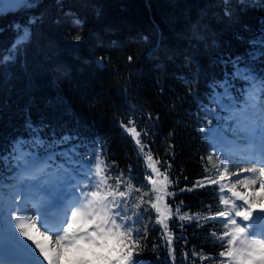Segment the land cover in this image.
Instances as JSON below:
<instances>
[{
  "label": "trees",
  "instance_id": "obj_1",
  "mask_svg": "<svg viewBox=\"0 0 264 264\" xmlns=\"http://www.w3.org/2000/svg\"><path fill=\"white\" fill-rule=\"evenodd\" d=\"M242 3L246 7L241 0H25L26 6L0 14V183L15 176L10 156L18 138L29 146L43 140L44 150L54 151L64 143L53 141L71 137L81 149L99 146L105 161L115 162L112 176L121 170L128 176L131 167L133 185L142 187L144 158L121 127L134 120L138 131H149L142 139L162 162L161 172L170 165L175 195L166 202L201 217L168 221L175 264H219L222 247L212 232L220 233L221 225L203 219L223 210L218 186L194 185L213 175L208 114L230 105L227 94L244 81L233 65L240 59L247 75L264 78V58L248 56L255 51L248 42L264 35V0ZM24 12L37 22L5 62L13 24L25 22ZM142 219L138 226L148 225L144 256L172 264L155 213ZM153 244L160 245L156 253Z\"/></svg>",
  "mask_w": 264,
  "mask_h": 264
},
{
  "label": "snow or ice",
  "instance_id": "obj_2",
  "mask_svg": "<svg viewBox=\"0 0 264 264\" xmlns=\"http://www.w3.org/2000/svg\"><path fill=\"white\" fill-rule=\"evenodd\" d=\"M241 6L246 7L242 0ZM225 15L232 16L230 12ZM260 23L264 25V20ZM81 38L79 34L74 37L75 40ZM248 43L255 47V51L248 53L251 59L264 58V35ZM3 59L7 62L11 57ZM240 63L238 59L233 65L234 74L248 79L247 69L240 68ZM121 127L132 137L144 158L146 184L142 187L133 185L131 167L128 176L122 170L119 175L112 176L111 168L115 162L108 164L100 151L89 160V171L82 174L81 180L74 181L72 165L78 161L73 159L70 151L52 152L49 159H55L57 155L64 158L57 166L60 173L57 180L63 191L74 190L71 199L58 200L59 211L55 215L40 208L28 215V210H22L15 198L7 205L0 202V230L11 240V251L19 257L6 260L0 255V264H165L159 257L151 261L144 256L148 225H138L150 212L155 213L154 223L160 226L163 244L168 250L167 259L175 264L174 237L168 221L173 216L181 221L200 220L201 217L182 213L180 205L173 210L166 202V197L175 195L169 191V186L174 183L168 176L170 165L161 172L162 162L154 158L142 139V136L150 135L149 131H138L136 122L131 119L126 124L122 122ZM256 134V129L248 130L249 137ZM70 140L71 137H61L52 143L57 145ZM246 159L249 166L230 171L229 161L216 156L215 175L206 176L194 185L199 188L218 186L224 209L203 219L217 221L222 226L220 233L212 232L222 247L218 254L219 264H264V138L259 155ZM207 160L212 163L213 156H208ZM238 187L243 191L237 190ZM133 192L138 195L133 196ZM20 237L24 239L20 240ZM159 247V244H153L151 251L156 253ZM192 255L202 261L211 259L195 251Z\"/></svg>",
  "mask_w": 264,
  "mask_h": 264
},
{
  "label": "rangeland",
  "instance_id": "obj_3",
  "mask_svg": "<svg viewBox=\"0 0 264 264\" xmlns=\"http://www.w3.org/2000/svg\"><path fill=\"white\" fill-rule=\"evenodd\" d=\"M27 1L32 2V0H27ZM8 2H10L11 4H13L14 3V0H0V8H9L7 6V3ZM24 2H25L24 0H21V2L16 1L15 2L16 5L13 4L14 5L13 8H20V7H17V6H22V5L26 6V4H24ZM23 15L24 16H27V18L25 19V22L24 23H22L20 21H16L13 24V27H14L15 32H16V36H15L12 44L9 46L8 51L4 54L3 58H5V57H11V59H12L13 56H14V53H15V51L17 49V46H19V45L25 43L27 40H29V37L31 35V27H32L33 24H35L37 22V18L38 17H35L34 15L27 14L26 12H24ZM23 37H26V39L23 40L22 39ZM249 103H251V106L249 107V110H250L252 116L254 117V119L256 120V123H257L256 130H258L260 134H264V123H261L263 121L261 119V114L264 113V89L262 90V96H260L258 99H253V100L252 99L251 100L248 99V100H245L243 102V106L249 105ZM235 105H236V103H234V106ZM230 112H232V108L231 109H226L225 107H223L222 110H220V111H216V112H214L212 114L210 113L209 114V117L211 118V120L213 119L214 122H215L214 128L220 127L223 130L226 129L225 132H227L229 135H232V137L234 138V140L236 142L246 143L249 140H252V141L256 140V136L249 137L248 132H246V131H244L242 129L241 125L237 122L238 119L236 120L232 116V114H230ZM247 113H249V112H247ZM212 134H213V130H212ZM212 134H211V136H212ZM211 136H210V138H211ZM210 138L207 139V137H206L205 138V140H206L205 142L208 144V147H209V152L207 154V157L210 156V155H212L213 156V162L210 163L208 160H207V162L211 165L213 175H215V157L216 156H220L222 158H224V157L222 156V154H221V152L219 150L214 149V147L211 146L208 143V140H210ZM19 149H22L23 150V148H22L21 145L18 146V156H22L23 153H26V151L23 152L22 150H19ZM71 149L74 150L75 152H77V150L74 147H71ZM68 151L69 150H67V149H63V153L64 152H68ZM89 152L91 153V156H90V159H91V157L93 156V154L95 152H98V150H96V151L95 150L94 151L93 150H89ZM72 157H74V155H72ZM224 159H226V158H224ZM237 159H239V162L237 161ZM75 161H78V163L72 165V168L76 171V173L82 175V174L87 173L89 171L88 163L86 165H83L82 163H79L80 162L79 160L76 159ZM232 162H233V164H231V165H233V166H231L232 168L230 167V171H235L239 167H246L247 166L246 163H245V161H244V159L239 158V157L236 158V160H233ZM29 163H32V165L35 166L36 168H39L41 166V164H43V163L37 162V161H35L33 159L31 161V158L29 159ZM243 175H247V173H244ZM10 184L12 185V187H10V188L13 189V192L16 195H17V193L19 195L20 194L21 195L23 194V191H24L25 188L23 189L21 187V185H19V179L16 180V181H14L13 183H10ZM48 187H51V185L50 184H47V183H45L43 185V189L44 190H47L48 192L57 189V188H54V187H51L50 189H48ZM238 189L239 190H242V188H240V187H238ZM0 190H1V188H0ZM67 191L70 193L71 191L73 192L74 190L73 189L70 190V188H69ZM67 191H65V192H67ZM57 193H60V191L58 189H57ZM218 193H219V191H218ZM5 194H7V193L5 192ZM25 195H23L22 198H25ZM219 197H220V193H219ZM0 200H1V197H0ZM221 206L224 209V206L223 205H221ZM27 212H29V210ZM221 228H222V226H221ZM2 237H3V235H0V239ZM4 237H6V236L4 235ZM3 245L4 244L0 241V253L1 254L4 252L3 250L5 249Z\"/></svg>",
  "mask_w": 264,
  "mask_h": 264
},
{
  "label": "bare ground",
  "instance_id": "obj_4",
  "mask_svg": "<svg viewBox=\"0 0 264 264\" xmlns=\"http://www.w3.org/2000/svg\"><path fill=\"white\" fill-rule=\"evenodd\" d=\"M22 39L25 40L26 37H23ZM249 75L250 74H248L247 76L249 77ZM245 108H246L245 106H241V107L235 106V107H233L232 110L234 111L235 117H237V119H238L237 122L241 125L242 129L244 131L248 132V130L250 128L256 129L257 123L255 122L252 115L250 113H247L246 110H244ZM209 114H208V117H209ZM209 119L211 120L210 117H209ZM262 120L264 121V117L262 118ZM225 131H226V129L223 130L220 127L214 128L213 134L209 140L210 145L213 146L214 149L219 150L221 152L222 156L229 161L230 167L233 166V165H231V164H233L232 161L236 160V158H238V157L244 159L246 165L249 166V162L246 159V157L259 155V153L261 151L262 138H264V134H260L259 131L256 130L257 131V134L255 135L256 140H254V141L249 140L246 143H240V142H236L234 140V138L232 137V135H229ZM19 150H22V149H19ZM237 161L239 162V159H237ZM30 171L31 170H29L28 172L30 173ZM52 179H53V177H52ZM237 190H239V189H237ZM240 191H243V189ZM30 200L34 202L33 205L35 208V212L38 208L46 210L45 208H47L52 202H55V201L58 202L57 196H53L52 198H50V194H44L43 195L42 193H37V192H34V194L30 195ZM59 200H61V199H59ZM20 207L22 208L23 205H20ZM52 215H54V214H52ZM257 223L259 224L260 222L258 221ZM0 235H3V237L0 239V241L4 244L3 246L5 248L3 250L4 252L2 254L0 253V255H2L3 257H5V256L8 257V258H6V260L18 259L19 257L16 256L11 251L13 245H12L11 240L8 238V236L2 230H0ZM4 235L6 237H4ZM20 240H23V238L20 237ZM28 243H30V242H28ZM45 264H46V262H45Z\"/></svg>",
  "mask_w": 264,
  "mask_h": 264
},
{
  "label": "water",
  "instance_id": "obj_5",
  "mask_svg": "<svg viewBox=\"0 0 264 264\" xmlns=\"http://www.w3.org/2000/svg\"><path fill=\"white\" fill-rule=\"evenodd\" d=\"M13 7L14 6H12V8ZM9 10H10V8H0V14H6Z\"/></svg>",
  "mask_w": 264,
  "mask_h": 264
},
{
  "label": "flooded vegetation",
  "instance_id": "obj_6",
  "mask_svg": "<svg viewBox=\"0 0 264 264\" xmlns=\"http://www.w3.org/2000/svg\"><path fill=\"white\" fill-rule=\"evenodd\" d=\"M16 1L21 2V0H14V3H13V4H15ZM13 4H11L10 2H8V3H7V6L10 7V6H12Z\"/></svg>",
  "mask_w": 264,
  "mask_h": 264
}]
</instances>
